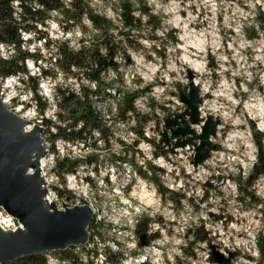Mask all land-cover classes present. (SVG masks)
<instances>
[{"label":"rangeland","instance_id":"1","mask_svg":"<svg viewBox=\"0 0 264 264\" xmlns=\"http://www.w3.org/2000/svg\"><path fill=\"white\" fill-rule=\"evenodd\" d=\"M69 1L63 0L65 4ZM123 1L132 5L131 26L122 25L119 17V5ZM26 2L36 8L34 0ZM84 2L108 21L107 35L94 27L86 15L67 22L56 11H50L44 23H27L26 26H35L36 31L32 28L20 31L21 49L40 55L41 59L37 63L29 59L25 62V69L33 76L26 83L27 94L35 92L39 96L37 84L42 75H38L37 66L40 72L46 71L48 75L42 73L43 78L50 80L52 86L51 96L39 99L43 107L39 113L48 120L44 125L48 123L54 127L49 133H54L58 125L70 124L59 114L64 116L68 110L63 94L73 93L98 115L105 136L123 134L124 125L117 126L115 114H118L122 92H130L133 88L125 83L132 77L136 78V85L144 87L143 92L154 87L159 91L164 89L163 93L149 94L148 103L140 102V111L136 108L139 114L132 111L137 129L151 124L155 130L164 123V130L165 119L175 118L180 122L185 119L190 128L198 132V123L191 124L187 114L177 116L189 111L180 99L181 92L189 91L187 69L194 72L193 82L196 81L201 89L203 101L199 115L202 118L211 115L219 123L216 134L211 136L215 147L209 151L205 160L208 162L195 165L190 174L182 169L193 162L190 155L195 149L189 143L184 146H189L190 150L183 146L181 157L178 153L168 152L164 156L169 159L166 163L169 168H179L177 176L175 173L165 174V169L159 172L155 165L145 167V158H138L135 163L130 154H116L111 165L104 153L92 155L94 161L90 164V173L98 176H91L89 186H83L80 195L83 205L94 211L95 227L90 231L95 235L85 245H76L77 254L84 255V262L92 261V248L88 246L92 242L90 247L95 244V249L102 250L94 254L95 264H103L108 251L116 254L117 264H223L209 260L213 254L210 245L220 237L226 246L215 245L214 252L218 257H228L231 252L233 256L226 264H264V258L260 259L255 246L258 234L264 235L261 215L264 177H258L250 187L253 197L241 194L237 189L241 166L247 167L240 174L244 178L251 169L249 159L256 155L250 123L264 134V0ZM143 6L146 11L142 10ZM41 34L46 38L38 40ZM106 39L108 50L112 52L110 65L90 76L87 71L96 67L94 56L106 55ZM197 39L202 44H198ZM60 43L73 50L84 47L86 60H81L84 66L72 67L68 72L55 63L53 58L57 56ZM192 60L201 61L202 70L191 67ZM98 74L99 81L109 80L104 85L101 82L100 88H93L91 81L98 78ZM11 80L5 78L1 82L11 83ZM96 90L99 93L93 92ZM1 91L5 106L8 97L11 108L18 107L17 100H13L14 87ZM193 116L196 119L195 110ZM167 132L169 143L165 144L171 150L176 138L170 130ZM86 134L84 144L99 137L96 129ZM231 134L235 137L230 138ZM195 142H198L197 138ZM135 174L148 178L147 191L142 194L138 187L135 193L118 194V187L128 185L129 179H135ZM179 177L182 178L181 184H178ZM102 178L106 180L103 182ZM141 217L148 219L146 228L136 232V221ZM198 227H203L206 240L186 237L187 229L196 230ZM140 233L145 235L146 245H140ZM44 256L51 264L65 261L59 251H47Z\"/></svg>","mask_w":264,"mask_h":264},{"label":"built area","instance_id":"2","mask_svg":"<svg viewBox=\"0 0 264 264\" xmlns=\"http://www.w3.org/2000/svg\"><path fill=\"white\" fill-rule=\"evenodd\" d=\"M43 6L40 3L36 4V7ZM11 7L13 11V15L18 17V13L21 11L20 2L17 0L11 1ZM133 11H131V14ZM119 17L121 19L120 13ZM36 23V22H35ZM40 40V39H38ZM16 56V50L14 48V45L12 43H6L0 41V59L3 60H9L11 57ZM34 60L31 57H26L24 59V69H25V62L27 60ZM55 59V58H53ZM38 61H41V59L34 60V63H37ZM38 69V75L41 76V80L38 82V94L39 96L34 92V94H27L26 90V83H28V80H32L33 76L31 74H28L27 70H16L14 72H11L12 80L11 83H4L1 82V76H0V95H2L1 89H7L14 87L15 94L14 99L17 100V106L18 107H12L10 106V101L8 103H5L7 106V109L11 112L13 111L18 116H20L24 120H28L29 123L26 126V129L31 128L34 124L40 126L42 128L41 131V137L43 139V144L46 150V153L43 155V157L39 160V166H40V176L42 177L43 181H45L46 186V200L49 203H54L55 207L58 210H62L66 207H73L75 205H83V202H81V195L80 193H83V186H89V183L91 182V176H98L96 173H90V164L93 163L94 159L91 158L92 155H96V153H104L105 159L112 162L113 157L116 154L119 153H125L130 154V157L135 158V163H138V158H145V167H149V165H155L157 167V170L159 172H164L165 174L168 173H175L177 176L179 174V168H169L166 163L168 162V158L164 159L165 154L168 153H174L175 155L178 153L179 157L182 156V150L189 149V146H184L180 148H174L172 151L168 150V147H166V144L163 143L161 140V133L164 127V123H160L158 129L153 130L152 125H146L144 127H141L140 129H137L136 126V120L133 115L132 111H127L124 115L128 113L129 116L125 117L122 116L120 113L115 114L118 118V125H124V132L123 134L119 136H105V134L102 132V130H98L99 137L95 138L93 142L89 144H84V136L87 135L91 130H95V128H91L85 132H83V137L79 138H71L65 135L57 134V129L54 133H49V130H53V125H48L47 127L44 125V122H47L48 120L44 118L43 113H39L41 111V105L39 102V99H46L51 96L52 89L50 80L43 78V74L48 75L46 71L41 70L39 71V66H37ZM43 73V74H42ZM110 77V76H109ZM109 79L99 81V74L98 78H95L91 81L93 88H100L101 82H103V85L108 81ZM136 78L132 77L130 80L125 81L126 84L132 85L133 88H131L130 92L126 93H133L134 91H138V94L133 97V105L134 110L137 114L139 110V103L144 102L148 103L147 98L148 95H155L154 92L163 93V90L159 91L157 88L154 87V89L146 90L143 92V88L141 85H136ZM201 90V89H200ZM125 93L122 92V96ZM171 100L175 103H178L177 100H174L171 98ZM202 100V98H201ZM203 101V100H202ZM137 108V110H136ZM201 109V105L199 107ZM200 111V110H199ZM142 112V111H141ZM113 113V111H112ZM47 116V115H46ZM201 116V115H199ZM202 117V116H201ZM203 119H205L203 117ZM200 123V124H199ZM196 127L197 131H200L201 128V122H199ZM65 126V123L63 127ZM81 126L80 123L77 124L76 128H79ZM57 128V127H56ZM48 129V130H47ZM45 130H47L45 132ZM69 131V128L66 129ZM114 149H119L120 151H114ZM194 149V146H193ZM83 150V154H81V151ZM80 152L77 153L76 152ZM194 152V151H193ZM193 155H190L192 157L193 161ZM70 161L74 163V166L71 168H67L66 166L59 165V161ZM250 161L248 163H253L252 156L249 159ZM208 161H204L201 163H205ZM201 163L194 164H188L183 166V172L186 174H190L192 167H195V165L200 166ZM111 165V164H110ZM136 165V164H135ZM166 165V166H165ZM246 168V166H241V172H243V169ZM107 169H110L107 168ZM240 172V171H239ZM238 173V174H241ZM163 179L164 176H161ZM103 182L106 180L105 178H102ZM148 178L142 177L141 174H135V179H129L128 185H123L118 187V194H125L124 192L129 191L131 193H135L136 189L140 187L139 189L142 190V194H144L147 191V188L149 187ZM182 178L179 177L178 184H181ZM166 186L171 188L167 183H165ZM147 194V193H146ZM124 196V195H123ZM0 227L7 230L15 231L17 228L21 227V223L18 220V218L7 212L1 205H0ZM216 247H224L225 242L220 239V237H216V241H214ZM91 243H88L90 254L92 255V261L91 264H95V255L93 251V246ZM73 252L76 256H78L79 260L82 262V264H86L87 262H84V255L77 254L76 245L72 246ZM96 251H102L101 249L96 248ZM224 253V252H223ZM105 255V252H104ZM69 259L65 258V261L62 263H54V264H69ZM111 262L106 259H103V264H110Z\"/></svg>","mask_w":264,"mask_h":264},{"label":"trees","instance_id":"3","mask_svg":"<svg viewBox=\"0 0 264 264\" xmlns=\"http://www.w3.org/2000/svg\"><path fill=\"white\" fill-rule=\"evenodd\" d=\"M11 1L12 0H0V41L6 42V43H12L14 45V48L16 50V56L11 57L9 60H3L0 59V76L1 79H5L9 76H11V72H14L16 70H25L24 69V59L26 57H31L34 60L40 59V55H36L33 52H30L28 50H22L21 47L23 46V39L21 38V30H31V28L36 31L35 26H26L27 23L30 21H33V23L41 22L44 23L47 17H49L50 11H56L62 14L64 19L67 22H70L71 20L75 18H79L82 15H86L87 18L90 20L91 24L100 29L103 30L105 35H107L108 32V21L104 18L93 12L84 0H70L69 4H65L63 0H34L37 3L42 4L43 6H39L34 8L31 5H29L26 1L27 0H17L20 2L21 11L18 13V17L13 15L12 7H11ZM131 3L128 1H123L119 5V12L121 16V22L122 25L125 26H131L133 23V15L131 14ZM143 11H146V8L144 6L142 7ZM151 17V16H150ZM149 17L148 23H150L151 18ZM259 19L263 20L262 16L258 17ZM68 25V24H67ZM67 27V26H66ZM65 26L63 28H66ZM46 38L44 34H41L38 36L40 39ZM105 38V37H104ZM46 40V39H45ZM108 40L106 39L105 42ZM105 44V46H108ZM49 45V44H48ZM110 49V48H109ZM85 48L82 47L78 50H73L72 48L68 47L64 44H58L57 45V56L55 57V63L58 65H61L62 68L66 69V71H70V68L72 67H83V61L86 60L85 56ZM106 56V57H105ZM99 55L94 56L96 67L93 69H89L87 71V74L90 76L96 75L102 68L110 65L112 52L111 50H108L106 55ZM114 65V64H113ZM33 79V78H31ZM58 91L60 89L56 88ZM99 90L93 91L96 94L99 93ZM61 93L63 91L61 90ZM137 91H134L133 93H125L119 104H118V113L121 115H124L127 111H133L134 105H133V97L136 96ZM63 101L66 105H68V110L64 116H61L59 114V117L65 118L70 122V124H66L64 127L57 126V134L65 135L71 138H82L83 132L87 131L91 128H95L97 131L102 130L101 124H100V118H98V115L94 113V110L87 106L84 102L80 101L73 93H69L68 95L63 94ZM73 103V104H72ZM72 104V107H69V105ZM43 107L41 108V110ZM63 118V119H64ZM80 123L81 126L79 128H76L77 124ZM69 128V131L66 129ZM250 129L254 137V144H256V155L255 159L256 161L252 165L251 169L247 173V176L243 178L242 175L238 174L237 177V189L240 191L241 194H246V196L253 197V191L250 189V187L254 184L256 179L260 176L264 177V134L260 131H258L255 127V125L251 122L250 123ZM86 140V135L84 136V141ZM70 161H59V165L66 166L67 168H71L74 166V163ZM242 200V198H239ZM261 215L264 218V207L261 210ZM94 218L89 223L88 230L90 232L89 234V240L93 238V232L90 230L94 229ZM148 219L146 217H141L136 221L135 230L136 232H140L141 230H145L146 224ZM98 227V226H97ZM204 229L203 227H198L196 230L187 229L185 232L186 237H195L200 238L202 240H206L207 237L204 235ZM203 232V235L201 234ZM198 234V235H197ZM201 234V235H200ZM255 246L256 250H258V254L260 259L264 258V235L258 234L257 239L255 240ZM73 247H67L61 250H58L61 254L63 260L65 258L69 259V264H82V262L79 260L78 256H76L73 252ZM95 250L94 254L96 253L95 244L93 246V251ZM107 259L111 264H117V260L115 259L116 254L111 253L108 251L106 253ZM210 262H213V257H209ZM86 264H91V261H86ZM4 264H47V257L44 256V254H32L31 256H24L22 258L16 259V261H12L10 263H4Z\"/></svg>","mask_w":264,"mask_h":264},{"label":"water","instance_id":"4","mask_svg":"<svg viewBox=\"0 0 264 264\" xmlns=\"http://www.w3.org/2000/svg\"><path fill=\"white\" fill-rule=\"evenodd\" d=\"M188 73V85H189V91L190 88L192 87V96H193V110L187 106L189 111H186L184 113H181L178 116L183 117V115L187 114L188 116L190 113L193 116L194 110L196 112V119L193 116V120L190 119L189 116V121L191 124H194L195 122L199 123L201 121H206L207 125L205 126V133H202V128L204 127V124L201 126V132L198 133L196 131H193L189 123L183 119L180 121H177L175 118H166L165 119V128L161 133L162 136V141L166 144L169 143V137H168V132L167 130H170L173 138H176V141L174 142L171 150L174 148H178L180 146H184L185 144H191L194 147H198V152L197 149L194 151V156H193V162L194 164L204 162L208 158V154L210 149H213L215 145L213 144L211 140V136H214L216 134V127L219 123L218 119L213 118L211 115H209L207 118L203 119L201 116H199V111L198 107L199 104L201 103V97L199 95L200 92V87L199 85H196L193 83V77H194V72L190 69H187ZM181 92L180 93V99L181 96L186 97V99L189 100L188 98V93ZM182 101V100H181ZM184 102V101H183ZM185 103V102H184ZM0 114H2L7 120L9 121H14V130L15 134L19 135L21 137L28 138L31 143L26 149V158L24 162L22 163V167L20 168V176L24 178H30L32 181H34V188H35V199L36 202H38V207L39 209L47 213L55 218H58L60 215L67 214V213H73V214H79L80 210H83L84 215L82 219L80 220L79 225V232L76 234L75 239L64 237L59 240V242L56 243H46V245H38L35 248L28 250L30 252H16L14 255H10L9 257H2L0 260L1 263H6V262H12L16 261V259L22 258L24 256H31L32 254H41L44 253L48 250H61L64 248H67L68 246L76 245V244H86L88 241V236H89V223L91 222L92 219V214L93 211L87 206V205H75L73 207H66L64 209L58 210L54 203H49L46 200V186H45V181H43L42 177L40 176V166H39V160L43 155L46 153L44 144H43V139L41 137V131L42 128L36 124H34L31 128L26 129L27 124L29 123L28 120L22 119L20 116H18L16 113L13 111L11 112L4 106L1 102L0 99ZM172 121L171 126L170 122ZM186 128V130L184 129ZM184 129V130H183ZM2 135L10 136V133L4 134V130H0ZM184 136L183 138H180L179 136ZM190 135V136H189ZM202 137V141H201ZM195 138L198 139V142L194 143ZM12 143H20V140L18 138H13L11 139ZM0 205L10 214H12L14 217L16 216L18 220L21 223V227L17 228L15 231L12 230H7L3 229L0 227V240L2 242L8 243L9 241H12L13 238L16 235H23L25 238L28 236V227L25 225L23 222L22 218L19 216V213L16 212V209L14 210L12 206L7 207L6 204L0 199ZM139 239H140V245H146L147 240L145 238V235L140 233L139 234ZM210 248L213 252L212 257L213 260H216L218 262L225 261L226 264L227 261H230L231 257L233 254L231 252L228 253V257H225L222 255L221 257H218L216 253L214 252L215 250V245H210Z\"/></svg>","mask_w":264,"mask_h":264},{"label":"bare ground","instance_id":"5","mask_svg":"<svg viewBox=\"0 0 264 264\" xmlns=\"http://www.w3.org/2000/svg\"><path fill=\"white\" fill-rule=\"evenodd\" d=\"M197 40L198 44H202L201 40ZM190 64L191 67H194L197 70H202L203 68V64L199 60H192L190 61ZM10 77L12 78V75ZM11 78H6V80ZM193 83L196 84V81ZM188 98L189 100L186 99V97L181 96V100L184 101L192 111V87L190 88V91L188 93ZM6 101H9L8 97ZM2 104L4 105L3 102ZM199 110L200 108L198 107V111ZM189 116L190 119L193 120V116L191 113ZM14 124V121H9L2 114H0V130H4V134L11 132L10 136L2 135L0 132V199L6 204L7 207L12 206L14 210L16 209V212L19 213V216L22 218L29 231L26 238L23 235L19 234L16 235L13 240L9 241L8 243L2 242L0 240V260L2 257H9L12 254L14 255V253L18 251L30 252L28 250H31L38 245H46V243L59 242V240L64 237L75 239L76 234L79 232L78 224L80 223V220L84 215L83 210H80L79 214H73L70 212L60 215L58 218H55L47 213L42 212L39 209L38 202H36L35 199L36 190L34 188V181H32L30 178L28 179L20 176V168L22 167L21 165L26 158V149L31 141H29V137L25 138L16 135ZM201 124H204V127L202 128V133L204 134L206 132L205 126L207 125V122L201 121ZM234 137L235 134L230 135V138ZM13 138H18L20 140V143H12L11 139ZM194 149H197V152L199 151L197 146L194 147ZM253 159L255 162V156L253 157ZM254 162L251 164L253 165ZM126 171L128 174L131 173L130 170ZM89 208L92 210L91 207ZM93 218L94 211L92 214V220ZM223 263H225V261H223Z\"/></svg>","mask_w":264,"mask_h":264}]
</instances>
